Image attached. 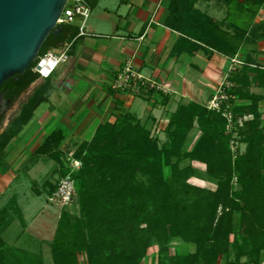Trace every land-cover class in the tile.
I'll return each instance as SVG.
<instances>
[{
	"label": "trees",
	"instance_id": "obj_1",
	"mask_svg": "<svg viewBox=\"0 0 264 264\" xmlns=\"http://www.w3.org/2000/svg\"><path fill=\"white\" fill-rule=\"evenodd\" d=\"M220 1L227 7V21L193 10V1L172 0V17L167 23L192 32L187 35L234 57L243 43L264 38V20H256L264 0ZM62 26L60 35H49L39 55L75 31L71 25ZM34 66L9 78L0 95L14 102L40 77ZM230 79L236 84L231 91L240 99L251 100L247 105L235 104L234 113L253 115L236 131L228 126L222 112L189 102L172 114L164 142L132 114L124 113L114 123L101 126L90 142L82 144L74 156L82 162L81 167L72 170L67 164L62 173L65 176L72 171L78 213L72 212L73 204L62 208L50 243L52 264H140L155 245L157 264H261L264 126L258 105L262 96L251 93L250 87L252 83L264 85V70L246 65ZM32 110L33 102L25 103L0 134V160L31 119ZM4 120L0 102V128ZM195 126L201 136L188 151L186 141ZM236 132L246 143L245 152L237 156L230 146ZM62 137L56 131L46 144H58ZM46 146L42 148L44 153L65 164L61 151H51ZM186 159L206 164L207 177L216 183L214 190L189 182L199 172L191 165L182 167L181 161ZM57 182L51 184L49 195L56 190ZM18 208L13 197L0 209V228ZM174 240L192 243L195 250L171 254ZM84 255L87 261L82 263ZM0 264L47 263L42 254L10 245L0 233Z\"/></svg>",
	"mask_w": 264,
	"mask_h": 264
},
{
	"label": "crops",
	"instance_id": "obj_2",
	"mask_svg": "<svg viewBox=\"0 0 264 264\" xmlns=\"http://www.w3.org/2000/svg\"><path fill=\"white\" fill-rule=\"evenodd\" d=\"M86 1L91 7V16L86 22L87 34H79L82 21L77 17L68 24L75 31L49 49L67 48L68 60L50 77H39L22 93L19 101L10 102L8 106L15 114L6 128L25 103L33 102L31 119L10 142L0 160V209L13 197L19 207L0 228L10 245L20 247L16 242L21 232L30 227L16 191L21 175L30 176L31 170L41 162L55 161L59 165L50 153H44V146L51 151L75 150L90 142L101 126L114 123L124 113L132 114L164 142L166 128L178 106L189 102L207 106L223 86L228 94L235 96L231 91L236 86L230 79L233 74L246 65L264 70V38L255 43H243L239 52L229 57L187 35L192 32L170 27L167 22L172 17V0ZM192 1L193 10L217 21H227V7L222 1L185 0ZM187 11L185 8V13ZM256 20H264V5ZM234 59L241 61V65L234 63ZM128 62L164 89L140 93L115 91L112 84ZM252 84L251 93L264 95L263 84ZM236 103L247 105L251 100L239 98ZM261 107L260 112L263 111ZM247 116L252 114L242 117ZM56 131L61 132L62 139L58 144H46ZM15 214L21 215L22 229L16 225ZM34 229L49 227L41 220ZM9 232L12 233L10 240L15 241L7 239ZM52 239L42 241V245L50 247Z\"/></svg>",
	"mask_w": 264,
	"mask_h": 264
},
{
	"label": "rangeland",
	"instance_id": "obj_3",
	"mask_svg": "<svg viewBox=\"0 0 264 264\" xmlns=\"http://www.w3.org/2000/svg\"><path fill=\"white\" fill-rule=\"evenodd\" d=\"M235 88L236 87H234V89ZM233 94L236 97L234 96V99L230 98L228 101H230L229 103L232 104V108L234 109L235 104H237L236 101L237 99H239V97L234 92ZM22 96L23 94L19 96L16 99V101L17 100L19 101L22 98ZM262 99H264V95H262ZM258 105L260 107L262 106L261 110L263 111H261V118L264 126V100L263 102L259 101ZM14 114L15 111L9 108V110L5 114V120L3 121L0 132L6 128L7 122ZM235 116L236 118H238V120L235 121L236 124L235 125L230 124L231 126H233L232 128H234L235 131L238 130V128H240L241 126H243V123L246 120L253 118V115L247 116L248 119H244V117L238 116L236 114ZM156 135L157 134L154 133V136ZM200 136H201V130L199 129L198 126H195L189 132L185 149L191 151L194 148ZM165 139H167V137H165ZM230 146L233 151V155L235 156L244 153L246 150V143H243L241 141V138L237 132L234 134V136H232V139L230 141ZM81 148L82 146L76 148L75 150L61 151V153L63 154L62 158L65 161V164L63 165L62 164L56 165L55 161H50L49 163L41 162L31 170L30 176L22 172L23 174L21 175V180L18 184V189L16 190L19 194V203L25 213L26 220L30 225V227L24 233L21 232V235L18 238L16 245L22 247L23 249L42 254L47 264H52L53 261L52 252L49 246L42 245V241L49 242L53 238V235L57 228L59 216L62 211L61 204H59L58 202L50 201L48 199L49 198L48 191L49 188H51V184H53L54 182L58 181L61 177H63L62 173L63 170L66 168V165L69 164L71 166L73 160L76 159L74 156ZM187 165H191L199 172V176L191 177L189 179V182L213 190L216 188L215 181L211 180L206 175L205 163H202L200 161H191L189 159L181 161L182 167ZM165 172L166 175H169L170 173L169 168H166ZM234 185L235 187L237 186V177L234 178ZM37 193H39L40 195H38ZM75 203L76 200L73 202V208H71V210L74 213H78V206ZM20 216L21 215L18 214V216H16L15 218L17 220L16 225H18V229H22V226L20 224L21 221ZM41 220L45 221L48 224L49 229H43V230L34 229L36 223ZM237 223L238 222H236V224ZM11 236H12L11 232H9L8 235H6L8 240H10ZM10 241L12 242L15 240H10ZM157 248H158L157 245L151 247L150 254L144 260H142L140 264H157V252H156ZM194 250H195L194 244L179 240H174L171 243V248H170L171 254L188 253ZM242 260H245V258H243ZM86 261H87L86 255L81 256V262L84 263Z\"/></svg>",
	"mask_w": 264,
	"mask_h": 264
},
{
	"label": "water",
	"instance_id": "obj_4",
	"mask_svg": "<svg viewBox=\"0 0 264 264\" xmlns=\"http://www.w3.org/2000/svg\"><path fill=\"white\" fill-rule=\"evenodd\" d=\"M66 2L0 0V90L9 78L36 63L51 33L61 34L63 26L58 20ZM0 102L1 113L6 114L10 101L1 94Z\"/></svg>",
	"mask_w": 264,
	"mask_h": 264
},
{
	"label": "built area",
	"instance_id": "obj_5",
	"mask_svg": "<svg viewBox=\"0 0 264 264\" xmlns=\"http://www.w3.org/2000/svg\"><path fill=\"white\" fill-rule=\"evenodd\" d=\"M91 16V7L86 0H67L63 12L58 20L60 24H69L75 20V18L80 17L82 24L79 27V34H87L86 22ZM69 58L67 48L64 50H49L43 55H39L34 71L39 74L42 78L50 77L58 66L67 61ZM236 64H241V61L233 60ZM112 88L115 91H129L133 93H140L142 90H152V89H164L162 86L144 76L141 72L135 69L132 62H128L123 70L115 78ZM234 98L226 91V87H221L217 94L209 101L207 104L208 108L220 111L227 118L229 125H235L236 118L232 104L229 103V99ZM247 119V117H244ZM230 125V126H231ZM233 127V126H231ZM82 162L78 159H74L71 163L72 170L80 168ZM76 183L72 177V171L67 175L61 177L57 182L56 190L49 195V200L58 202L63 207H70L73 204L74 198L76 196ZM264 264V257L261 262Z\"/></svg>",
	"mask_w": 264,
	"mask_h": 264
},
{
	"label": "flooded vegetation",
	"instance_id": "obj_6",
	"mask_svg": "<svg viewBox=\"0 0 264 264\" xmlns=\"http://www.w3.org/2000/svg\"><path fill=\"white\" fill-rule=\"evenodd\" d=\"M3 96H4V98H6V97H5V94H3Z\"/></svg>",
	"mask_w": 264,
	"mask_h": 264
}]
</instances>
